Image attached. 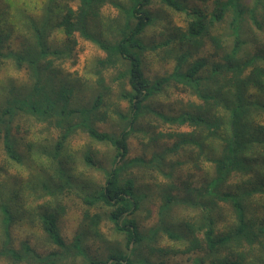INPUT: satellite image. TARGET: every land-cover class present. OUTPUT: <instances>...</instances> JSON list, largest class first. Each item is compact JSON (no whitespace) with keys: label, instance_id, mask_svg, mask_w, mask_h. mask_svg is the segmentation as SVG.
<instances>
[{"label":"trees","instance_id":"1","mask_svg":"<svg viewBox=\"0 0 264 264\" xmlns=\"http://www.w3.org/2000/svg\"><path fill=\"white\" fill-rule=\"evenodd\" d=\"M0 264H264V0H0Z\"/></svg>","mask_w":264,"mask_h":264},{"label":"rangeland","instance_id":"2","mask_svg":"<svg viewBox=\"0 0 264 264\" xmlns=\"http://www.w3.org/2000/svg\"><path fill=\"white\" fill-rule=\"evenodd\" d=\"M215 146H216V147H219V145H218V144H216V143H215ZM131 246H132V245H130V247H131Z\"/></svg>","mask_w":264,"mask_h":264}]
</instances>
